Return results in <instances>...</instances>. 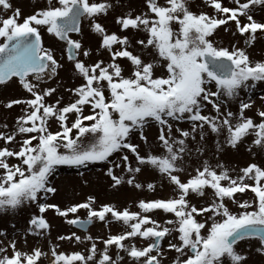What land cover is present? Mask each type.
Returning <instances> with one entry per match:
<instances>
[{
  "label": "snow or ice",
  "instance_id": "1",
  "mask_svg": "<svg viewBox=\"0 0 264 264\" xmlns=\"http://www.w3.org/2000/svg\"><path fill=\"white\" fill-rule=\"evenodd\" d=\"M109 15L115 30L106 26ZM221 26L241 39L225 44ZM258 39L264 0H141L138 8L126 0H45L27 15L0 0V89L26 93L0 101L21 112L11 125L0 122V213L34 209L24 228L13 220L0 227V264L264 258V96L246 114L255 104L249 93L264 84V58L249 52ZM62 70L71 84L59 79ZM242 148L252 162L232 167L220 159ZM95 163L105 164L110 188L167 185L169 195L139 199L135 211L97 205L92 195L65 206L49 202L58 166ZM48 210L85 233L102 222L107 235L56 237L83 251L68 253L50 240L48 251L29 248V236H50Z\"/></svg>",
  "mask_w": 264,
  "mask_h": 264
},
{
  "label": "rangeland",
  "instance_id": "2",
  "mask_svg": "<svg viewBox=\"0 0 264 264\" xmlns=\"http://www.w3.org/2000/svg\"><path fill=\"white\" fill-rule=\"evenodd\" d=\"M45 0H12L14 6H19L22 10V13L27 15L31 13L35 8L43 6ZM127 6L138 8L141 0H126ZM123 9H117L121 11ZM210 11V9H205ZM257 19H260V16H256ZM231 23V22H230ZM106 26L110 30H115L116 26L112 22V16L109 15L108 20L106 21ZM87 35V30H85ZM218 38L224 40L225 44L230 41L241 39L239 35L232 37L229 34L223 31V26L218 29ZM45 42L50 43L51 38L45 34ZM95 38L93 37V40ZM249 52L253 55L254 58L260 59L264 58V40H257L254 48H249ZM106 55V54H105ZM70 74L67 71L62 70L60 72L59 79H62L66 84H71ZM79 81H77L78 83ZM55 84V81L51 82ZM60 91L63 92V87L60 88ZM26 93L20 91L17 87L13 86L7 89H0V101L6 102L8 99H14L18 97L25 96ZM249 95L252 96L255 104L251 111L246 110L247 115H253V112L257 107L261 105L260 97L264 96V84L258 85L254 90H252ZM65 100L68 99V93H64ZM235 107V105H233ZM20 106H13L11 109H5L2 104H0V122L5 118L7 122L11 125L13 118L17 115H20ZM187 126V125H182ZM156 133V128L153 126L151 129L147 130V134L152 138ZM138 142V141H137ZM115 159V155L112 157ZM220 159L223 160L226 164L232 167H242L249 162H252V158L246 154L243 148L239 152L232 150H227L225 153L221 154ZM212 163H215V160H211ZM257 163H261L259 159L256 160ZM105 164L104 163H95L89 165L88 167H81L77 169L76 167L71 166H58L56 172L50 178L53 185L57 188V193L50 195L49 202L57 203L61 206H65L74 202H81L87 198V196L92 195L96 197L97 205L102 203H111L115 204L118 208L130 207L131 210L135 211V202L139 199L144 198H153L160 196L169 195V189L167 185L163 189H160L159 186L155 192H149L146 189L136 190L126 184L120 186L116 189L110 188L109 182L110 179L104 175ZM119 171V170H117ZM251 193H247V197H251ZM192 199L195 201L199 200V197L195 195L192 196ZM34 209L21 210L16 214L15 217H12L8 214L0 213V227L7 228L8 221L13 220L16 223L17 229H22L26 226V220L28 218L29 212ZM47 219L51 223L52 227L50 230V236L47 239H40L38 237L29 236L28 246L29 248L37 245L42 247L44 251H48L50 248L49 240L52 243H60L61 249L68 253L72 251H83L84 245L69 244L67 242L56 241V237L60 234H66L69 231H76L77 234L85 235L91 234L96 235H107V229L102 227V222H94L90 230L85 233L79 231L75 227L67 225L63 218L55 215L54 210H48L45 213ZM79 215L84 217L86 215L85 210H80ZM111 230L113 233L120 230L119 226L116 224L111 225ZM9 233H12V229L8 228ZM139 244V241H137ZM98 246L102 247V245ZM115 248L112 249V252L115 253ZM174 256V253L169 252V259ZM41 264H48V259L45 257L41 258ZM165 264H169V260H165ZM249 264H264V258L260 257L256 253H252L249 258Z\"/></svg>",
  "mask_w": 264,
  "mask_h": 264
},
{
  "label": "water",
  "instance_id": "3",
  "mask_svg": "<svg viewBox=\"0 0 264 264\" xmlns=\"http://www.w3.org/2000/svg\"><path fill=\"white\" fill-rule=\"evenodd\" d=\"M91 225H92V224H91ZM91 225L88 226V229H89V227H90Z\"/></svg>",
  "mask_w": 264,
  "mask_h": 264
}]
</instances>
